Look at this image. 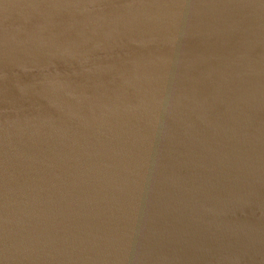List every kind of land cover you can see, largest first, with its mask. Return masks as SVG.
I'll list each match as a JSON object with an SVG mask.
<instances>
[{
  "label": "water",
  "instance_id": "95a60500",
  "mask_svg": "<svg viewBox=\"0 0 264 264\" xmlns=\"http://www.w3.org/2000/svg\"><path fill=\"white\" fill-rule=\"evenodd\" d=\"M0 264H264V0H0Z\"/></svg>",
  "mask_w": 264,
  "mask_h": 264
}]
</instances>
